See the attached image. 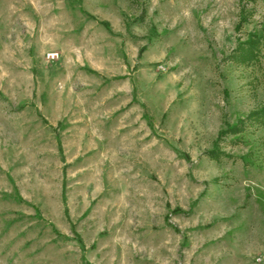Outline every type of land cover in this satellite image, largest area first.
Instances as JSON below:
<instances>
[{
    "label": "rangeland",
    "instance_id": "rangeland-1",
    "mask_svg": "<svg viewBox=\"0 0 264 264\" xmlns=\"http://www.w3.org/2000/svg\"><path fill=\"white\" fill-rule=\"evenodd\" d=\"M0 264H264V0H0Z\"/></svg>",
    "mask_w": 264,
    "mask_h": 264
},
{
    "label": "trees",
    "instance_id": "trees-1",
    "mask_svg": "<svg viewBox=\"0 0 264 264\" xmlns=\"http://www.w3.org/2000/svg\"><path fill=\"white\" fill-rule=\"evenodd\" d=\"M244 16V15H243ZM244 20V17L242 18ZM251 46H254V44L251 42Z\"/></svg>",
    "mask_w": 264,
    "mask_h": 264
}]
</instances>
